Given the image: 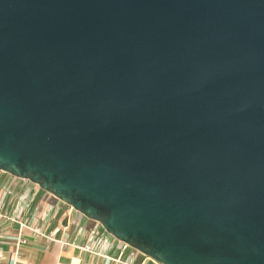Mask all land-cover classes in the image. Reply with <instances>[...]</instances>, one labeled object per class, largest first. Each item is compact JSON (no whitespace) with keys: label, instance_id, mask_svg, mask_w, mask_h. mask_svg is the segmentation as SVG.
<instances>
[{"label":"water","instance_id":"1","mask_svg":"<svg viewBox=\"0 0 264 264\" xmlns=\"http://www.w3.org/2000/svg\"><path fill=\"white\" fill-rule=\"evenodd\" d=\"M0 169L164 264H264V0H0Z\"/></svg>","mask_w":264,"mask_h":264},{"label":"crops","instance_id":"2","mask_svg":"<svg viewBox=\"0 0 264 264\" xmlns=\"http://www.w3.org/2000/svg\"><path fill=\"white\" fill-rule=\"evenodd\" d=\"M11 210L12 205L7 202L4 212L10 213ZM21 219L40 227L46 236L23 227L22 236L25 241L19 244L15 264H123L70 243H63V240L77 244L89 243L96 251L113 256L121 255L122 259H128L133 264H153L147 255L135 249H121L118 241L100 223L39 186L33 185ZM92 227H96L95 235L89 233ZM17 232L18 223L0 222V264H13L14 239L7 235H16ZM105 238L110 241L107 242Z\"/></svg>","mask_w":264,"mask_h":264},{"label":"built area","instance_id":"3","mask_svg":"<svg viewBox=\"0 0 264 264\" xmlns=\"http://www.w3.org/2000/svg\"><path fill=\"white\" fill-rule=\"evenodd\" d=\"M33 185H35V183L31 182L29 179L18 177V176L13 175V174H11V173L3 170V169H0V222L2 221L5 223L6 222L18 223L17 234L16 235H7L8 237L14 239L15 256L13 257V264H15L17 261L19 244L25 241L24 237L22 236V228L23 227H27V228L31 229L34 233L46 236V234L42 231V229L40 227L33 226L28 221L21 219V216L26 209L29 196L32 193ZM21 187H22V190H19V188H21ZM7 202H9L12 205V210L10 213L4 212V206ZM89 233L91 235H95L97 233L96 227H92L89 230ZM115 239L118 241V245H119V247H121V249H125L127 247L135 249V248L131 247L130 245H128L127 243H125V242H123L117 238H115ZM105 240L107 242L110 241L109 238H105ZM63 243H70L71 245L77 246L83 250L101 254L106 258L122 262L123 264H133L132 261H130L128 259L127 260L122 259L121 255L113 256V255L103 253L102 251H99V250L96 251L91 247V245L89 243L77 244L73 241L67 242L65 240H63ZM135 250H137V249H135ZM147 257L152 261L153 264H164V263L159 262V261H157V260H155L149 256H147Z\"/></svg>","mask_w":264,"mask_h":264},{"label":"rangeland","instance_id":"4","mask_svg":"<svg viewBox=\"0 0 264 264\" xmlns=\"http://www.w3.org/2000/svg\"><path fill=\"white\" fill-rule=\"evenodd\" d=\"M37 187H38V185L37 184H35ZM54 196V195H53ZM55 197V196H54ZM57 198V197H56ZM97 222V221H96Z\"/></svg>","mask_w":264,"mask_h":264}]
</instances>
